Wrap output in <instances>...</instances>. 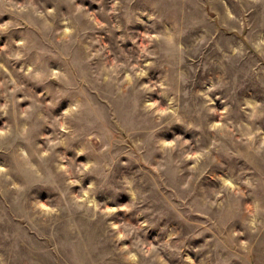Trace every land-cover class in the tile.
<instances>
[{
    "label": "rangeland",
    "instance_id": "1",
    "mask_svg": "<svg viewBox=\"0 0 264 264\" xmlns=\"http://www.w3.org/2000/svg\"><path fill=\"white\" fill-rule=\"evenodd\" d=\"M0 264H264V0H0Z\"/></svg>",
    "mask_w": 264,
    "mask_h": 264
}]
</instances>
